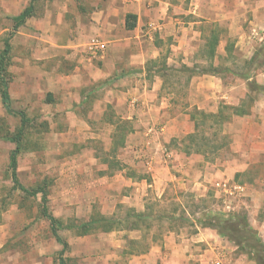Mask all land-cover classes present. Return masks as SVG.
Instances as JSON below:
<instances>
[{
    "label": "rangeland",
    "instance_id": "1",
    "mask_svg": "<svg viewBox=\"0 0 264 264\" xmlns=\"http://www.w3.org/2000/svg\"><path fill=\"white\" fill-rule=\"evenodd\" d=\"M28 3L29 0H8L11 11L4 13V4L0 1V51L5 39L9 38L11 44L6 67L11 106L15 111H23L29 121L17 160L18 180L27 189L37 186L45 189L48 210L60 221L58 233L67 243L63 255L65 264H102L107 256H111L110 260L115 264L125 263L127 256L123 246H126L124 238L128 233L122 232L124 230L104 233L100 229H91L83 235V229L72 226L101 213L102 203L91 188H97L96 181L104 173L114 174L118 168L129 166L127 174L143 176L139 171L141 166L132 164L136 159L125 161L128 156L123 146L112 149L114 127L109 123L113 122V126L122 124L118 122L126 120L122 117L128 110L112 109L116 102H112L108 92L114 83L106 84L96 93L102 100L109 101L110 98L109 102L103 101L102 110L98 106H95L96 110H92V106L88 110L89 103L82 105L81 97L86 90L82 88L72 90L71 98L64 102L65 106L71 105L72 110L48 107L52 96L49 87H52L40 78L48 72L72 71L74 66L63 65V62L70 64L74 60L69 57L72 49H67L66 54L61 50L48 52L47 44L54 40H68L72 33H63V23H72L75 28L79 17L95 9L96 4L86 0H35L33 14L14 30L13 14L20 13ZM48 25L56 26L54 35L48 32ZM211 27L204 26V35L194 50L197 68L194 71L208 68L203 45ZM218 28L225 33L212 63L218 68H229L231 72L212 75L213 78H208L211 81L204 78L205 82L201 84L214 86L215 83L219 87L214 93H203L196 89L200 84V74L172 67L166 72L163 88L164 95L170 97L168 110L181 123V128L187 127L189 122L192 129V120H186L195 108L214 113L220 104L242 105L249 114L233 116L226 121L222 135L227 146L205 155L190 154L192 156L188 160H192L194 177L185 176L179 182L171 183L160 203L154 205L155 209L161 208L162 213L172 216L169 220L164 218L153 222L151 231L155 235L164 233L168 227L178 229L182 225L187 226L193 219L194 209L207 206L225 212H245L259 236L262 238L264 235L255 224L264 220V96L250 97L246 82L235 75L246 70L247 61L258 50H264V29L242 41L237 35H230L228 25ZM226 48L230 51L226 52ZM48 53H55L54 61L48 59ZM161 59L165 60L159 59L157 69L164 67L160 65ZM259 60L263 62L262 66L253 70L250 77L264 84V54ZM125 98L123 106L128 103ZM132 110H137L136 105ZM134 124L132 126H137ZM19 126L18 116L0 110V136L15 133ZM203 130L200 134L214 137L212 129ZM185 136L179 133L178 137L171 138L170 147L182 150L188 144ZM249 138L258 144L250 150L243 149L242 145ZM13 148V143L0 139V264H58L61 245L51 235L48 221L40 215V194L29 196L14 188L11 181L8 161ZM221 180L243 187L236 197H230L229 211L222 202V196L214 189V182ZM148 198L146 203H155L151 196ZM125 210L118 205L114 214L103 215L123 217ZM235 254L249 261L247 264H254L237 249ZM235 259L231 258L235 264H244L239 258Z\"/></svg>",
    "mask_w": 264,
    "mask_h": 264
},
{
    "label": "crops",
    "instance_id": "2",
    "mask_svg": "<svg viewBox=\"0 0 264 264\" xmlns=\"http://www.w3.org/2000/svg\"><path fill=\"white\" fill-rule=\"evenodd\" d=\"M0 1L4 4L3 12H10L8 0ZM86 1L95 3V9L83 13L75 28L72 23L64 22L62 25L64 34L72 33L70 38L47 44L48 52L61 50L66 54L67 49H72L69 57L74 59L70 64L63 62V65L74 66L70 73L55 71L40 76L52 87H49L52 96L47 106L72 110V106H65L64 102L71 98L72 90L82 88L86 89L81 97L82 105L89 103L88 110L91 106L92 110H96L95 106L100 108L105 105L103 101H110V98L109 101L100 99L96 93L106 84L114 83L108 92L112 102H116L112 109L128 110L122 118L130 124L122 147L128 156L125 161L136 159L132 164L141 166L139 171L143 176L127 174L130 168L124 166L117 169L118 173H104L96 181L97 188L92 187L91 190L96 191L94 195L102 203V214H114L118 205L141 213L149 205L146 203L148 197L160 203L171 183L179 182L185 176L194 177L192 160H188L192 155L169 145L171 138L178 137L179 133L187 135L193 129L189 127V122L187 127L181 128V123L168 110L170 97L163 93L166 72L162 71L164 75L158 73L159 59H165H161L160 65L164 63L166 67L194 69V50L204 35L205 25L212 26L211 29L228 25L230 35L247 41L248 36L264 29V0ZM126 14L135 16L132 29L125 26ZM48 32L54 35L56 26L48 25ZM224 33L220 31L219 44ZM92 40L103 44L102 52L97 56L89 50ZM47 57L54 61L55 53H48ZM148 67L151 69L147 70ZM209 77L213 78L209 74L198 76V91L214 93L219 87L215 83L214 86L201 84L205 82L204 78L211 81ZM192 81L194 91V77ZM124 97L128 103L123 106ZM132 99L136 101L137 110H132ZM0 110H4L1 99ZM189 119L187 117L186 121ZM134 123L137 126H132ZM109 124L115 132L117 126H113V122ZM245 143L242 147L248 150L258 144L250 138ZM255 224L264 233V220ZM152 231H149L146 239L148 248L145 251L136 247L141 244L142 232L122 231L128 234L124 238L126 246H123L127 258L121 264H235L231 258L249 263L235 254L236 247L227 239L209 228L194 225V218L189 220L187 226L182 225L178 229L168 227L164 233L156 234L154 241ZM262 238L264 241V235ZM131 241H136L137 245L131 247ZM110 257L102 260V264H115Z\"/></svg>",
    "mask_w": 264,
    "mask_h": 264
},
{
    "label": "trees",
    "instance_id": "3",
    "mask_svg": "<svg viewBox=\"0 0 264 264\" xmlns=\"http://www.w3.org/2000/svg\"><path fill=\"white\" fill-rule=\"evenodd\" d=\"M35 0H29L28 5L16 16L12 17L13 29L16 30L22 26L25 20L30 17L34 12ZM135 16L132 14L125 15V26L127 29L134 27ZM220 40V30L215 26L213 27L209 35L204 42V53L208 58V68L201 71H194L197 68L182 67L181 70L191 71L193 74H209L215 75L220 72H231L229 68H218L213 65V61L216 55V48ZM263 49V48H262ZM258 50L246 63V70L244 72L236 73L238 77L242 78L246 82L248 95H263L264 96V84L253 80L250 77V73L261 67L263 62L259 58L264 54V50ZM11 50V44L9 38L3 42V48L0 51V99L4 108V111L9 115L18 116L20 119V126L15 133H4L0 136L1 140H7L14 144V148L9 153L8 169L10 171V178L14 188L19 189L23 193L36 197L40 194V215L46 219L49 223V230L54 240L61 245V250L58 253V264H65L63 257L64 252L67 249V243L59 235L61 229L60 221L55 218L48 210L47 206V194L42 186H37L35 189L25 188L18 180L17 173V160L22 147V138L25 127L29 122L23 111H15L11 106V99L8 90L7 80V60ZM230 51V49H225ZM163 68L157 69L158 73H164L162 71H170L171 67H166L163 63ZM151 69L148 67L147 70ZM178 72H181L179 69ZM249 114L247 110L241 106H230L227 104H220L218 110L214 113H206L204 111L195 108L193 112L189 114L190 120L193 122V131L187 134L188 140L187 146H183L182 151L189 154H202L205 155L208 152H213L221 146H227L224 142L225 137L222 135V129L226 121L230 120L233 116H245ZM117 128L114 132V140L112 142V149L122 147L124 145L125 135L129 131V123L127 121H119ZM212 129V135L215 137L209 138L200 132H204L203 129ZM215 141V142H214ZM217 141V142H216ZM119 169V168H118ZM154 205H158V202L149 204L146 206V211L137 213L132 209H126L123 217L119 216H105L98 213L89 218L87 222L72 226L76 229H83L82 234H87L91 229H100L104 233L111 231H140L142 232V241L140 245H137L136 241H131V247H138L141 251H145L148 248L146 241L149 231L153 226L154 221H160L164 218L171 219V216H167L162 213L160 209H155ZM175 211V209H174ZM194 225L200 228H209L216 232L217 235L227 239L231 242L241 253L254 262V264H264V241L259 236L258 232L252 227L248 220V216L245 212H225L220 210H214L207 207L194 209ZM152 237L154 241L155 238Z\"/></svg>",
    "mask_w": 264,
    "mask_h": 264
},
{
    "label": "built area",
    "instance_id": "4",
    "mask_svg": "<svg viewBox=\"0 0 264 264\" xmlns=\"http://www.w3.org/2000/svg\"><path fill=\"white\" fill-rule=\"evenodd\" d=\"M129 2H138L139 0H127ZM103 44L99 42L98 40H92L89 44V50L91 51V54L94 56H97L102 52ZM136 104V101L132 99L130 101V105L134 106ZM154 131V130H153ZM152 131V132H153ZM214 189L222 196V202L226 209L230 208V197H236L238 193L243 189L242 186L238 185H231L227 181H216L214 182Z\"/></svg>",
    "mask_w": 264,
    "mask_h": 264
}]
</instances>
